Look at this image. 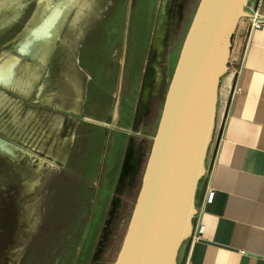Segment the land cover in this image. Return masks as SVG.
<instances>
[{
  "label": "rangeland",
  "instance_id": "obj_1",
  "mask_svg": "<svg viewBox=\"0 0 264 264\" xmlns=\"http://www.w3.org/2000/svg\"><path fill=\"white\" fill-rule=\"evenodd\" d=\"M200 1L108 0L97 10L99 22L76 44V60L88 44L95 48L86 53L96 57L92 63H86L85 51L80 58L82 84L67 69L71 80L67 76L46 84L41 96L35 92L28 99L1 89L9 102L0 105V120L16 113L31 132L29 144L22 132L14 138L16 160L0 150L1 264H59L61 259L67 264V255L69 264H114ZM42 5V0H0V19L7 14L0 25V53L13 52L10 43ZM82 10L79 25L94 16V10ZM108 14L105 23L110 22L113 35L111 30L102 34L99 46L98 30ZM72 19L45 64L23 59L40 65L44 74L52 69L61 75L72 50L62 42L73 31ZM31 148L28 162L22 154ZM41 158L59 164L53 169L45 165L41 173ZM23 172L35 181L27 186ZM53 179L57 184L51 187Z\"/></svg>",
  "mask_w": 264,
  "mask_h": 264
},
{
  "label": "water",
  "instance_id": "obj_2",
  "mask_svg": "<svg viewBox=\"0 0 264 264\" xmlns=\"http://www.w3.org/2000/svg\"><path fill=\"white\" fill-rule=\"evenodd\" d=\"M249 0H201L169 85L142 188L114 264H178L194 232L221 82Z\"/></svg>",
  "mask_w": 264,
  "mask_h": 264
},
{
  "label": "crops",
  "instance_id": "obj_3",
  "mask_svg": "<svg viewBox=\"0 0 264 264\" xmlns=\"http://www.w3.org/2000/svg\"><path fill=\"white\" fill-rule=\"evenodd\" d=\"M249 5L264 21V0ZM220 86L194 232L177 262L264 264V26L250 33L240 23Z\"/></svg>",
  "mask_w": 264,
  "mask_h": 264
},
{
  "label": "bare ground",
  "instance_id": "obj_4",
  "mask_svg": "<svg viewBox=\"0 0 264 264\" xmlns=\"http://www.w3.org/2000/svg\"><path fill=\"white\" fill-rule=\"evenodd\" d=\"M107 1L108 0H42L43 5L40 9V13L30 21L24 32L16 37L9 45V50L13 52L15 51L16 53H0V105L9 102V95L1 89H5L13 93L15 92L16 94L28 99L35 92L38 93V96H41L44 92L43 90L46 87V84H56L61 82L62 78L67 76L69 77L68 72L66 71L67 69L73 71L71 76L72 74L75 77L78 76V79L82 84L85 79V74L81 73L79 70V67H83V60L80 61V58L83 56L85 51L86 63L88 60L92 63V59L94 60L96 57L93 55V58L91 59V57L89 58L86 53L90 50L92 52L95 48H93L94 45L91 44H88L86 47L84 46L85 48H83L81 54L79 55L80 58L76 55V60L74 58L76 44L79 43L80 38L83 39L84 36H87L90 31H92V26L94 24L99 22V16L96 15H98L100 11L98 12L97 10L105 5ZM84 7L89 10H94V16H86L83 24L79 25V19L83 14L82 9ZM110 11L113 15V11ZM6 16L7 14L0 19V25L7 20ZM72 16L73 19L71 26L73 31H71L62 41L64 42L63 46L69 44L72 50L70 51V59L68 58L67 61L68 65L61 75L55 76L52 69H48L44 74L43 68L40 65L31 60L25 61V59H23L25 56L45 64L48 61V57L53 46L60 38V35L65 27L64 25L71 20H69V18ZM111 16L108 14L102 24L103 26L99 27V36L97 37L99 46L102 44V34L104 35V33L111 30L108 34L111 33L113 35L114 28H110V22H108V24L105 23ZM43 78H45V81L41 86H39L38 84L41 83L40 80ZM69 78V80H71V77ZM36 87H38L37 90ZM78 90L81 91L80 86L78 87ZM26 122V119L19 118L16 113H14L8 120H5L4 118L0 120V150L14 160L19 158L17 153L19 146H17L18 143L17 145L15 144L16 142L13 143L14 138H19L20 136L18 134L22 132L23 136L24 134L27 135L25 137L22 136L21 139L28 144L31 142L29 139L31 132H28L29 129ZM17 124H19V126H16ZM22 155L26 156L28 162H30L31 156L34 155L33 149L31 148V150H28L27 154L25 153ZM58 164L59 163L55 161L49 160L47 162L45 159L41 158L37 166L39 165V170L42 173V169L45 165H49L51 169H53L55 166L57 167ZM22 175H26L28 177L29 183L25 181L27 186L31 184L32 181H35V178L32 179L33 176H30L29 172H23ZM15 177H17V175H15ZM53 182L54 184H57V181L53 179L49 186H51ZM23 193L24 192L22 191L21 195ZM18 196H20V193Z\"/></svg>",
  "mask_w": 264,
  "mask_h": 264
},
{
  "label": "built area",
  "instance_id": "obj_5",
  "mask_svg": "<svg viewBox=\"0 0 264 264\" xmlns=\"http://www.w3.org/2000/svg\"><path fill=\"white\" fill-rule=\"evenodd\" d=\"M242 21H247V28L249 29L250 33L251 31L260 29L264 26V21L261 18L259 11L252 15L250 18L244 19ZM213 195V192L209 194V201H212L214 199Z\"/></svg>",
  "mask_w": 264,
  "mask_h": 264
}]
</instances>
